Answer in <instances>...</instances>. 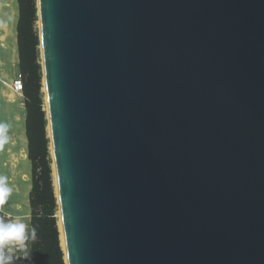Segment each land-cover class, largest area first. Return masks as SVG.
<instances>
[{"label":"water","instance_id":"95a60500","mask_svg":"<svg viewBox=\"0 0 264 264\" xmlns=\"http://www.w3.org/2000/svg\"><path fill=\"white\" fill-rule=\"evenodd\" d=\"M36 10L64 264H264V0Z\"/></svg>","mask_w":264,"mask_h":264},{"label":"trees","instance_id":"16d2710c","mask_svg":"<svg viewBox=\"0 0 264 264\" xmlns=\"http://www.w3.org/2000/svg\"><path fill=\"white\" fill-rule=\"evenodd\" d=\"M17 4L18 73L23 84L28 157L32 168L29 226L35 227L37 233L36 241L30 245L31 258L27 261L29 264H64L55 217L58 206L54 196L44 95L41 91L36 0H17Z\"/></svg>","mask_w":264,"mask_h":264},{"label":"crops","instance_id":"0c3cea01","mask_svg":"<svg viewBox=\"0 0 264 264\" xmlns=\"http://www.w3.org/2000/svg\"><path fill=\"white\" fill-rule=\"evenodd\" d=\"M17 0H0V123L11 125L10 141L0 148V175L9 177L13 194L0 206L4 211L24 214L30 221L29 195L32 187L31 162L28 157L26 111L23 95L13 92L11 84L18 74Z\"/></svg>","mask_w":264,"mask_h":264},{"label":"clouds","instance_id":"9594fccd","mask_svg":"<svg viewBox=\"0 0 264 264\" xmlns=\"http://www.w3.org/2000/svg\"><path fill=\"white\" fill-rule=\"evenodd\" d=\"M11 125L0 123V148L9 143ZM13 194L9 177L0 175V206L6 204ZM29 217L4 211L0 214V264H17L21 259L30 260L31 243L37 239L35 227L27 222Z\"/></svg>","mask_w":264,"mask_h":264},{"label":"bare ground","instance_id":"6f19581e","mask_svg":"<svg viewBox=\"0 0 264 264\" xmlns=\"http://www.w3.org/2000/svg\"><path fill=\"white\" fill-rule=\"evenodd\" d=\"M37 25H38V23H37ZM38 34H39V32H38ZM39 51L41 53V45L40 44H39ZM42 86H43L42 92H43V94H45L44 84ZM46 108H47V106L45 105V110H46ZM47 132H48V135H49L50 134V127L49 126H48ZM50 153H52L51 148H50ZM52 157H53V155H52ZM52 162H53V168H52V170H53L54 193H55V196L57 197V200H58L57 178H56L55 170H54V161L52 160ZM57 213H58L57 214V218H58V228H59V232H60V237H59L60 245H61V249H63V251L65 252L64 237H63V228H62V219H61L60 208L59 207H58V212Z\"/></svg>","mask_w":264,"mask_h":264},{"label":"built area","instance_id":"2783aa9c","mask_svg":"<svg viewBox=\"0 0 264 264\" xmlns=\"http://www.w3.org/2000/svg\"><path fill=\"white\" fill-rule=\"evenodd\" d=\"M19 74V73H18ZM11 88L13 90V92H15L18 95H22V91H23V84H22V80L20 78V75H18L12 82L11 84ZM17 264H29V262L25 259H21L19 261H17Z\"/></svg>","mask_w":264,"mask_h":264},{"label":"rangeland","instance_id":"374dc122","mask_svg":"<svg viewBox=\"0 0 264 264\" xmlns=\"http://www.w3.org/2000/svg\"><path fill=\"white\" fill-rule=\"evenodd\" d=\"M37 23H36V28H37ZM38 30V29H37ZM39 48V47H38ZM39 60H40V62L39 63H41V59H40V51H39ZM43 102H44V100H43ZM44 109H45V105H44ZM47 133L48 132H46V136H47ZM49 145V144H48ZM49 154H50V151H49ZM50 158H51V156H50ZM51 162H52V159H51ZM51 168H53V162L51 163ZM52 170V169H51ZM52 180H53V170H52ZM53 188H54V182H53ZM54 196H55V194H54ZM57 212H58V209H57ZM58 214V213H57ZM57 214L55 215V217H56V220L58 221V218H57ZM59 229V228H58ZM59 234H60V232H59Z\"/></svg>","mask_w":264,"mask_h":264}]
</instances>
